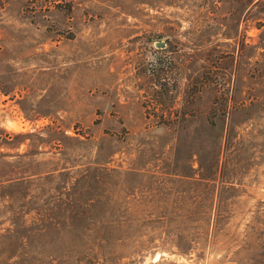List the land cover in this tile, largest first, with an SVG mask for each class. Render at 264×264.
Segmentation results:
<instances>
[{
    "label": "rangeland",
    "instance_id": "1",
    "mask_svg": "<svg viewBox=\"0 0 264 264\" xmlns=\"http://www.w3.org/2000/svg\"><path fill=\"white\" fill-rule=\"evenodd\" d=\"M0 264H264V0H0Z\"/></svg>",
    "mask_w": 264,
    "mask_h": 264
},
{
    "label": "trees",
    "instance_id": "2",
    "mask_svg": "<svg viewBox=\"0 0 264 264\" xmlns=\"http://www.w3.org/2000/svg\"><path fill=\"white\" fill-rule=\"evenodd\" d=\"M202 209H203L202 212L205 214V219L200 220V221H196V222H198V224H197V232H196L197 233V237L199 235L207 236L208 233L210 232L211 228H213V227L215 228V225H217V221L219 219V216L223 212L221 207H219V206L216 207L215 208V217H214L215 220L212 221V218H210V214H211L213 208L212 207H205V208H202Z\"/></svg>",
    "mask_w": 264,
    "mask_h": 264
},
{
    "label": "water",
    "instance_id": "3",
    "mask_svg": "<svg viewBox=\"0 0 264 264\" xmlns=\"http://www.w3.org/2000/svg\"><path fill=\"white\" fill-rule=\"evenodd\" d=\"M163 44L162 43H159V45L158 46H162Z\"/></svg>",
    "mask_w": 264,
    "mask_h": 264
}]
</instances>
